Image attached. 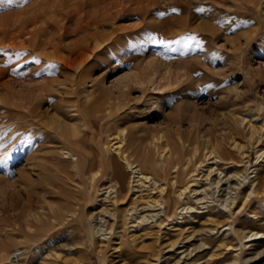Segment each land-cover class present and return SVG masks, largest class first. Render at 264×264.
I'll list each match as a JSON object with an SVG mask.
<instances>
[{
    "label": "rangeland",
    "instance_id": "obj_1",
    "mask_svg": "<svg viewBox=\"0 0 264 264\" xmlns=\"http://www.w3.org/2000/svg\"><path fill=\"white\" fill-rule=\"evenodd\" d=\"M139 1L0 0V264H264V238H241L264 233V196L233 216L193 191L202 178L178 194L210 147L240 160L235 142L246 157L222 170L247 169L245 191L264 185V0ZM77 14L113 15L99 29L113 40L62 70L37 43ZM55 113L62 138L46 126ZM114 135L131 167L108 149Z\"/></svg>",
    "mask_w": 264,
    "mask_h": 264
},
{
    "label": "bare ground",
    "instance_id": "obj_2",
    "mask_svg": "<svg viewBox=\"0 0 264 264\" xmlns=\"http://www.w3.org/2000/svg\"><path fill=\"white\" fill-rule=\"evenodd\" d=\"M139 2H142L139 1ZM117 3V2H116ZM119 4V3H118ZM133 5H135L133 3ZM117 6V5H116ZM130 6V5H129ZM81 8V7H80ZM103 8V7H102ZM105 8V7H104ZM119 8V7H118ZM123 8V7H122ZM84 7L81 8V10L83 11ZM112 9V8H111ZM125 9V8H124ZM144 9V8H143ZM102 10V9H101ZM110 10V9H109ZM115 10V9H114ZM81 11V12H82ZM100 11V10H99ZM98 11V12H99ZM78 12V13H81ZM93 12V11H92ZM135 12V11H134ZM143 12V11H142ZM90 13V12H89ZM105 13V12H104ZM145 13V12H144ZM88 14V13H87ZM86 14V15H87ZM94 14V13H93ZM99 14V13H98ZM115 14L118 15V12L116 11ZM73 15V14H72ZM95 15V14H94ZM141 15V14H140ZM63 17V16H62ZM113 17L112 16H105L104 14H100L99 16H93V15H88V18H85L84 16H80L79 14H77V16H75V18H71L70 19H63L65 20L63 23H59L57 24V26L55 29H53V27L51 28V30H49L47 32V30L49 28H46L47 30L45 32L48 33V37H46V39L44 38L43 40H41V43H37L42 45L43 48L48 49L46 55L49 56L52 59L57 60L60 63V68L62 70H70L72 68H82L85 64V62L87 61V59L89 58V55H95V51H97L98 49H100V47L104 44H106V42L113 40V33L115 32L114 29H112L110 32H103L100 29L101 26H105L107 24V22ZM65 18V17H64ZM69 18V17H67ZM116 19V18H115ZM68 21H71L67 24ZM56 22V21H55ZM55 25V24H54ZM143 30V29H142ZM41 31V30H40ZM81 32H85V34L83 36H80L79 38L75 39V41L73 43L70 44H62V40L64 39V37L69 36V35H76L77 33H81ZM46 34V33H45ZM136 34V33H135ZM131 35V34H130ZM44 36V35H43ZM45 37V36H44ZM33 39V38H32ZM126 40V39H125ZM132 40V39H131ZM134 38H133V42H134ZM129 43V42H128ZM131 44V43H130ZM128 45V44H127ZM129 46V45H128ZM45 52V51H44ZM42 53V52H41ZM69 82V81H68ZM49 90V89H47ZM61 91V90H60ZM43 92L45 93V89H41L40 93ZM39 96V95H38ZM44 96V95H43ZM32 100V99H31ZM83 108V107H82ZM86 112H82V117L87 118L90 114V112L88 110H85ZM243 121V120H242ZM69 122V121H67ZM72 122V121H71ZM243 123V122H242ZM247 129L251 132V135L253 134V128H252V123L250 121H247ZM49 130L58 138H62L63 136V128L66 126V124L60 120L58 118V116L55 114H53L52 117L48 118L47 120V125H46ZM255 127V126H254ZM47 129V128H46ZM234 129V128H232ZM258 131V130H257ZM232 132V131H231ZM234 132V131H233ZM70 133V132H69ZM73 133V132H71ZM116 132H114L115 134ZM230 133V132H229ZM256 133V132H255ZM254 133V134H255ZM231 134V133H230ZM76 135V134H75ZM121 135V134H120ZM232 135V134H231ZM229 135V136H231ZM236 135V134H235ZM234 135V136H235ZM70 136V135H69ZM73 136V134H72ZM111 136V135H110ZM123 136V135H122ZM254 138V135H252ZM251 136V137H252ZM67 137V136H66ZM75 137V136H74ZM223 137V136H222ZM65 139V137H63ZM70 138V137H68ZM168 138V137H167ZM231 138V137H230ZM212 139V138H211ZM224 139V138H222ZM74 140V139H72ZM230 140V139H229ZM232 140V139H231ZM56 141V140H55ZM62 141V139H61ZM70 141V140H69ZM152 141L154 142V145L156 146V151L158 152V157L159 159H164L166 161V163H171L172 162V157L171 154L169 153V150L167 148V144H166V137L165 135L160 131L157 132L156 134H154L152 136ZM210 141V140H209ZM216 141V140H214ZM225 141V140H224ZM234 141V140H233ZM124 142V141H123ZM122 139H120L119 135H114L113 137L109 138L108 140V149H111L112 151H114L117 156L119 155L120 158H122L126 164L131 167V165L129 164L130 159L129 158V152L127 151V147L123 146ZM142 142V141H141ZM211 142V141H210ZM229 142V141H228ZM156 143V144H155ZM183 143V142H182ZM218 143V142H217ZM233 143V142H232ZM205 144V143H204ZM212 144V143H211ZM214 144V143H213ZM107 146V147H108ZM129 146V145H128ZM213 146V145H212ZM230 146V144H229ZM232 146V145H231ZM234 146L237 147L238 151L241 153L242 157L240 160H237V162L235 160H232L230 158V153H228L227 151H225L224 149H222L221 147L217 146V149H212L211 147L206 150V152L203 154V157H195V161L192 163V166L186 170L185 175L186 174H190L188 175L189 177L193 178L192 180H187L185 181L183 184L180 185V187L178 188V194L179 195H183L185 194V192L188 190L191 193V189L190 186L192 185V181L197 178V179H203L204 181H208V186L206 188H202V189H193L194 192H202L205 197H208V195H210L209 197L212 198V201H220L219 206H223V211H221V209L219 210V213L224 214V211H230L233 213V216L239 214L241 211H243V209L245 208V206L247 205V203L249 201L252 200V198L254 197H262L264 196V188L262 185H259L258 183H255L254 180L251 181L250 183V188H248L247 191H245V189L243 188V183L244 181L247 180L248 176H247V169L244 168L243 171L241 172H234L233 173H225L222 170V166L225 163L228 164H232V163H238V165H240L239 163L243 161V159L246 157L244 151H242V147L237 145L236 142L234 143ZM235 147V148H236ZM195 148V147H194ZM197 148V147H196ZM133 149V148H132ZM193 149V148H192ZM199 149V148H198ZM204 149V148H203ZM196 150V149H195ZM131 152V151H130ZM195 152V151H194ZM201 153V152H200ZM198 152V155L200 154ZM194 154V153H193ZM197 154V152H196ZM195 154V155H196ZM238 154V153H237ZM133 155V153L131 154ZM192 155V153H191ZM134 156V155H133ZM178 156V160H182L179 159L181 155H177ZM145 157V156H144ZM189 157V155L187 156V158ZM192 157V156H191ZM190 157V158H191ZM260 157H262L260 159ZM264 157V149L261 151H257V161H261ZM193 158V157H192ZM118 159V158H117ZM147 159V158H146ZM90 160V159H89ZM121 160V161H123ZM157 160V159H156ZM190 160V159H188ZM187 160V161H188ZM192 160V159H191ZM144 161V160H143ZM174 161V160H173ZM186 161V159H185ZM108 162V161H107ZM113 162H115V158L111 157V164L113 165ZM181 162V161H180ZM189 162V161H188ZM120 163V162H119ZM139 163V162H138ZM176 163V162H175ZM259 163V162H258ZM180 164V163H179ZM183 164V163H182ZM181 164V167H182ZM126 166V167H128ZM169 166V164H168ZM177 166V165H176ZM184 166V165H183ZM241 166V165H240ZM108 167V166H107ZM110 167V166H109ZM135 167V166H134ZM161 167V166H160ZM178 167V166H177ZM205 167V172L202 173V171H199L200 168ZM133 168V167H132ZM136 168V167H135ZM168 168V167H167ZM188 168V167H187ZM170 169V168H169ZM173 169V168H171ZM170 169V170H171ZM110 170V168H109ZM119 170V169H118ZM167 170V169H166ZM177 170V169H176ZM175 170V172H177ZM182 170V169H181ZM136 171V170H135ZM108 172V171H107ZM174 172V173H175ZM181 172V171H179ZM110 175V172H108ZM135 173V172H134ZM202 173V174H201ZM180 174H183L182 172ZM201 174V175H200ZM136 175V174H135ZM171 175V174H170ZM138 176L143 177L146 179L149 178L148 175L142 173L140 170H138ZM137 176V177H138ZM174 176V175H173ZM179 176V175H178ZM178 176L176 178H178ZM136 177V176H135ZM151 177V176H150ZM187 177V176H185ZM139 178V177H138ZM152 178V177H151ZM153 179V178H152ZM185 179V178H184ZM154 180V179H153ZM179 180V179H177ZM186 180V179H185ZM155 181V180H154ZM235 181V182H233ZM156 182V181H155ZM154 182V184H156ZM180 182V181H179ZM178 182V184H179ZM196 182V181H193ZM202 182V181H201ZM237 182V183H236ZM174 183V181H173ZM261 183V182H260ZM199 184V183H197ZM205 184V183H204ZM123 185V184H122ZM147 185V184H146ZM207 185V184H206ZM222 185H225L223 188L221 187ZM124 186V185H123ZM160 186V185H159ZM199 186V185H198ZM118 187V186H117ZM161 187V186H160ZM202 187V185H201ZM211 187V188H210ZM159 187H156V189H158ZM126 189V187H125ZM132 189V188H130ZM162 190V189H161ZM164 190V189H163ZM222 190V191H220ZM120 191V190H119ZM159 191V190H158ZM187 191V192H188ZM219 191L221 192V194L219 195ZM114 192V191H113ZM123 192V191H122ZM125 192V191H124ZM162 192V191H161ZM173 192V191H172ZM127 193V192H126ZM156 193V192H155ZM189 193V192H188ZM189 193V194H190ZM215 193H216V197L215 198ZM235 193V194H234ZM238 193V195H237ZM175 194V191H174ZM123 195V194H122ZM125 195V194H124ZM191 195V194H190ZM223 195V197H222ZM117 196V195H116ZM120 197H122L119 194ZM172 196V195H171ZM221 196V197H220ZM167 197V196H165ZM181 197V196H180ZM204 196L201 197V199L205 198ZM153 198V196H152ZM116 199V198H113ZM120 199V198H118ZM116 199V200H118ZM150 199V198H149ZM165 200V199H164ZM170 202V197L167 200V203ZM134 203V202H133ZM149 203V201H148ZM159 206L163 205V202L160 201V199H154L152 204ZM165 203V202H164ZM151 204V203H150ZM151 204V205H152ZM137 206V205H136ZM221 206V207H222ZM167 207V206H166ZM161 208V207H160ZM213 209V208H211ZM210 209V210H211ZM129 210V209H127ZM130 211V210H129ZM166 211V210H165ZM201 211V210H200ZM203 212V211H202ZM218 212V211H217ZM227 213V212H226ZM225 213V214H226ZM206 214V213H205ZM156 215V214H155ZM228 215V214H227ZM232 216V215H231ZM157 217V216H156ZM132 218V217H131ZM210 218V217H209ZM214 218V217H212ZM142 219V218H141ZM211 219V218H210ZM142 221V220H141ZM213 221V219H212ZM159 223V221H157ZM144 223V222H143ZM136 234V233H135ZM193 235V234H192ZM245 240V242H249L252 240H257V239H262L264 238V233H260L257 231H247L245 234H243V237H241ZM140 239V238H139ZM242 242V241H241ZM145 245V244H144ZM127 246V245H126ZM205 246V245H204ZM230 246V245H229ZM198 247V246H197ZM232 247V246H231ZM227 248V247H226ZM233 249V247H232ZM127 252H131V249L128 248ZM131 255V254H130Z\"/></svg>",
    "mask_w": 264,
    "mask_h": 264
},
{
    "label": "snow or ice",
    "instance_id": "obj_3",
    "mask_svg": "<svg viewBox=\"0 0 264 264\" xmlns=\"http://www.w3.org/2000/svg\"><path fill=\"white\" fill-rule=\"evenodd\" d=\"M189 40H194L195 38L194 37H188ZM161 43H163V41H161ZM177 43H179V41H177ZM53 66H49V68H51Z\"/></svg>",
    "mask_w": 264,
    "mask_h": 264
}]
</instances>
